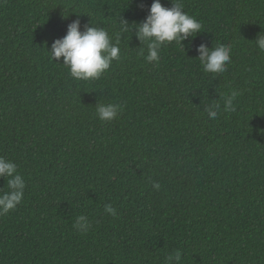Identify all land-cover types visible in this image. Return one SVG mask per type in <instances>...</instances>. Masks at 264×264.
<instances>
[{
  "label": "trees",
  "instance_id": "1",
  "mask_svg": "<svg viewBox=\"0 0 264 264\" xmlns=\"http://www.w3.org/2000/svg\"><path fill=\"white\" fill-rule=\"evenodd\" d=\"M151 3L0 0V155L26 183L0 216V264H164L174 249L181 264H264V0H183L202 30L163 46L158 65L137 54L134 31L97 80L50 59L72 20L112 36ZM218 42L231 63L205 73L197 46ZM233 89L235 111L210 119L205 106ZM97 102L123 111L101 121Z\"/></svg>",
  "mask_w": 264,
  "mask_h": 264
},
{
  "label": "clouds",
  "instance_id": "2",
  "mask_svg": "<svg viewBox=\"0 0 264 264\" xmlns=\"http://www.w3.org/2000/svg\"><path fill=\"white\" fill-rule=\"evenodd\" d=\"M203 25L193 16L184 11L183 0H171V7H165L160 0H152L148 14L141 22H129L119 18V31L112 36L103 27L90 23L81 28L79 19L67 24L66 34L55 39L47 52L50 59L65 66L69 75L76 80H97L107 72L113 61L121 59L120 42L125 33L135 32L140 45L138 55L148 63L158 65L160 51L163 46L175 41L184 48L182 41L195 37L202 30ZM256 47L264 52V34L261 32L255 39ZM146 48V53H145ZM185 50V49H184ZM198 60L205 73L219 74L227 71L231 63V46L217 43L215 47L201 43L197 46ZM240 90L233 89L221 97L223 107L219 101H213L205 106L208 117L215 120L221 111L230 113L235 111L234 101L241 95ZM123 111L119 103L95 104L96 116L99 120L110 122ZM17 164L0 155V178H7V189H0V216L14 210L22 201L26 187L23 176L17 171ZM152 187L159 190L158 181L152 182ZM104 211L115 217L117 210L112 204H105ZM91 222L86 215H78L73 227L80 233H87ZM182 251L174 249L165 257L164 264H181Z\"/></svg>",
  "mask_w": 264,
  "mask_h": 264
}]
</instances>
